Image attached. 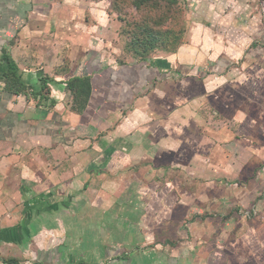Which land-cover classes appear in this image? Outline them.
<instances>
[{
	"label": "crops",
	"instance_id": "0c3cea01",
	"mask_svg": "<svg viewBox=\"0 0 264 264\" xmlns=\"http://www.w3.org/2000/svg\"><path fill=\"white\" fill-rule=\"evenodd\" d=\"M71 19L0 0V62L25 85L0 78V264H231L264 221V43L194 27L150 74L69 52ZM245 53L246 78L194 75ZM83 78L85 99L67 86Z\"/></svg>",
	"mask_w": 264,
	"mask_h": 264
},
{
	"label": "rangeland",
	"instance_id": "374dc122",
	"mask_svg": "<svg viewBox=\"0 0 264 264\" xmlns=\"http://www.w3.org/2000/svg\"><path fill=\"white\" fill-rule=\"evenodd\" d=\"M54 1L55 8L62 10L66 16L68 14L77 15V19H71L69 23L71 33V35L69 33V52L73 45L79 42L81 46H85L88 64L91 62V57L98 58L101 55H104V60L110 59L120 66L136 64L138 61L130 57L126 49L131 37L128 33L134 28L133 24L139 20L149 22L152 26L157 24L154 28L159 31V34H163L153 46L154 49H150L143 55L146 57V63L152 68L150 74L154 69L153 64H155L156 57L173 54L180 46L189 43L190 29L194 27L202 28L206 34L209 33L210 38L214 36L217 42L223 45H226L227 41L234 42L232 38L234 34L238 35L242 31L249 36L260 37L261 43H264V11H261L260 2H258L261 0H175L164 24L159 7L166 5H162V2L158 0H144L139 10L132 3H139L142 0ZM59 2L67 3H62L64 7L59 8L57 5ZM156 5L159 6L157 10ZM215 14L220 15L216 20ZM97 43V47H89ZM257 43L253 42L250 46ZM248 49L250 53H253L251 47ZM261 52V59L256 64L259 62L258 68L264 70V50ZM256 58L257 55L253 59ZM245 59L246 53L237 59L228 55L226 58L229 61L228 66L215 62L212 66L213 71L210 68H200L199 72L194 75L197 78H203V75H208L210 72L213 77L222 74L223 78H241V76L246 78V74L252 75L253 73L248 72L249 66L245 63ZM221 69L224 71L221 72ZM171 72V75L166 73L170 75L169 78H172L174 70ZM187 75L184 73L182 78H187ZM182 119L184 120V117ZM247 166L248 164L245 167ZM260 223L261 225L255 228L256 233L251 235L250 240L243 239L244 231L238 234V245L230 252L233 258L231 264H264V221ZM101 246L109 248L107 243L102 242Z\"/></svg>",
	"mask_w": 264,
	"mask_h": 264
},
{
	"label": "trees",
	"instance_id": "16d2710c",
	"mask_svg": "<svg viewBox=\"0 0 264 264\" xmlns=\"http://www.w3.org/2000/svg\"><path fill=\"white\" fill-rule=\"evenodd\" d=\"M148 1V0H146ZM162 2V5H166L165 7H159L156 5V10L159 7L160 13H162L163 24L168 19V12L173 8L175 4V0H158ZM144 2V0L139 3L133 2L132 4L137 9ZM162 8V12H161ZM152 9V8H151ZM139 10V9H138ZM134 28L129 31L128 34H131L130 41H128V46L126 49V53L130 55V57L134 58L138 62L145 61L146 57L143 56L145 53H148L150 49H154V45L158 42L160 36L163 34H159L158 30H156L157 24H150L149 22L137 21L133 24ZM155 27V28H154ZM153 47V48H152ZM147 55V54H146ZM0 78H4L6 89L10 90L12 93H22L24 92L25 85L21 80V76L19 74V70L17 65L11 60L8 55H3L0 62ZM68 88L71 90H78L80 94H82L85 99L89 88V80L86 78L83 79H73L70 80L67 84Z\"/></svg>",
	"mask_w": 264,
	"mask_h": 264
}]
</instances>
